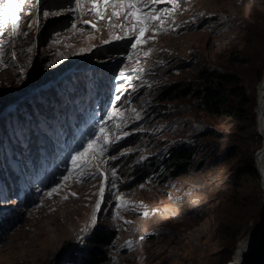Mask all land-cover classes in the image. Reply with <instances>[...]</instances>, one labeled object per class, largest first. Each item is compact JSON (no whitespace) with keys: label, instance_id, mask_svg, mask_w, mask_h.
<instances>
[{"label":"rangeland","instance_id":"obj_1","mask_svg":"<svg viewBox=\"0 0 264 264\" xmlns=\"http://www.w3.org/2000/svg\"><path fill=\"white\" fill-rule=\"evenodd\" d=\"M16 5L15 34L12 10L0 16V101L9 107L0 126V264H52L65 240L84 239L93 229L108 237L107 260L98 264H220L216 193L241 148L218 124V136L202 143L196 159L202 165L166 178L161 160L184 121L175 102L161 103L157 95L203 63L222 64L240 43L239 23L259 20L264 0H140L138 8L159 17L142 35L131 17L125 23L119 0L102 11L103 19L92 0ZM181 61L192 68L183 71ZM64 127L68 144L58 139ZM94 139L74 168L71 158ZM34 144L40 150L28 154ZM8 159L23 177L13 190ZM137 168L147 172L141 180H134ZM129 170L131 176L124 174Z\"/></svg>","mask_w":264,"mask_h":264},{"label":"trees","instance_id":"obj_2","mask_svg":"<svg viewBox=\"0 0 264 264\" xmlns=\"http://www.w3.org/2000/svg\"><path fill=\"white\" fill-rule=\"evenodd\" d=\"M239 24L240 43L228 50L222 64L203 63L191 78L186 75L165 85L157 95L161 103L175 102L176 112L182 115L184 121L179 131L181 137L167 148L161 160L160 169L166 178L182 176L192 167L202 165V160L196 162L202 143L208 137L218 136L214 130L218 124L227 125L230 142L237 143L241 148L234 168L216 193L221 222L220 264L230 261L241 238L239 233L243 231L244 236H247L260 223L264 209L262 179L255 162V153L262 147L263 141L262 135L258 133L256 108L259 83L264 72V15L259 20L247 19ZM179 64L183 71L192 68L190 62L181 61ZM177 66L178 63L175 68ZM43 99L46 104L49 103L46 96ZM7 109L6 102L1 100L0 126H4ZM48 111L45 110L44 114L47 115ZM188 116H194V120H189ZM68 130V127H64V134L67 132V135ZM36 149L40 150L39 144H34L28 154H35ZM9 154L13 158L14 150L11 149ZM10 162L8 159L5 172L11 174L13 190L16 189L18 177L21 180L23 177L11 170ZM125 173L131 176V170ZM135 173L137 176L134 180H141L147 174L144 168H137ZM93 230L84 239L79 238L77 241L70 237L65 240L58 258L52 259V264H57L59 258H64L66 264H98L107 260L108 251L102 246L107 245L108 237L101 229ZM243 264H264V228L259 244L246 253Z\"/></svg>","mask_w":264,"mask_h":264},{"label":"snow or ice","instance_id":"obj_3","mask_svg":"<svg viewBox=\"0 0 264 264\" xmlns=\"http://www.w3.org/2000/svg\"><path fill=\"white\" fill-rule=\"evenodd\" d=\"M23 2V0H22ZM155 2H166V0H155ZM167 2H172L175 3V0H167ZM81 3V0H76V4L79 5ZM93 3V7L94 9H96L95 14L103 19L104 16L102 14V11H106L107 6L109 5H113L115 6L116 4V0H92ZM140 3V0H119V4L120 6L125 9V11L123 12V15L125 17V23L128 22V18L131 17L132 21L134 23V25H138L139 29H140V33L141 35L146 31L147 27L153 22L159 19V17L157 16H152V15H147L145 14L140 8H138V5ZM6 4L7 7L4 8L3 13H0V16H4L9 9L12 10V32L13 34L16 33L17 30V20L19 19V17L17 16L16 12H17V5H16V0H0V5H4ZM103 4L104 5V9L100 10L99 9V5ZM31 11L28 10L25 12V15H31ZM121 13H118L116 11H113V16H118ZM52 15H57V13H52ZM44 17L49 16L48 12H44L43 13ZM6 22V21H4ZM110 25L112 24V20H109ZM160 23H164V21L161 19ZM29 27H31V25H29ZM121 29L123 30L124 25H120ZM3 33L0 32V35H2ZM119 39V37H117ZM137 43H140V37L137 36L136 37ZM136 45L134 44L133 47H135ZM100 132L103 133L104 132V128L101 127L100 128ZM103 143L104 145H107L109 143L108 138L104 137L103 138ZM97 144V140H91L88 142V147L84 149L83 152H77L71 159H72V164L73 167L76 168L78 167V160L83 157L85 155V153H87L90 149H93L94 146ZM101 151H103V148L100 149ZM67 179V177L65 178ZM101 195H103V188H101Z\"/></svg>","mask_w":264,"mask_h":264},{"label":"bare ground","instance_id":"obj_4","mask_svg":"<svg viewBox=\"0 0 264 264\" xmlns=\"http://www.w3.org/2000/svg\"><path fill=\"white\" fill-rule=\"evenodd\" d=\"M264 101V72L261 78V81L259 83L258 88V97H257V115L260 114L261 109L258 107V101ZM260 169L262 171L263 181H264V153H260ZM258 226V225H257ZM253 228L250 233L245 236V238L238 241L237 246L233 252V255L231 256L230 261L227 264H243L244 257L246 255V249H248L251 246V239L254 238L257 235L258 227ZM64 227V226H63ZM32 239V238H31ZM31 241V240H30ZM34 243V242H33ZM48 243V242H47ZM29 244V243H28ZM31 244V243H30ZM259 244V243H258ZM257 244V245H258ZM34 245V244H33ZM256 245V246H257ZM255 248V247H254ZM32 250V249H30ZM252 250V249H251ZM29 251V250H28ZM35 251V250H34ZM31 253V252H30ZM32 254V253H31Z\"/></svg>","mask_w":264,"mask_h":264},{"label":"water","instance_id":"obj_5","mask_svg":"<svg viewBox=\"0 0 264 264\" xmlns=\"http://www.w3.org/2000/svg\"><path fill=\"white\" fill-rule=\"evenodd\" d=\"M258 107H260L261 112L259 115H257V121H258V133L260 135H264V101H258ZM260 153H264V142L262 143V147L260 149H258L255 153V162H256V169L258 171V173L261 176L262 179V183L261 186L264 190V181H263V176H262V171L260 169V164H261V159H260ZM258 230H257V235L251 239V246L246 249V253L248 251H250L251 249H253L254 247H256V245L259 243L260 238H261V233L263 231L264 228V209L263 212L261 214V218H260V223L258 224Z\"/></svg>","mask_w":264,"mask_h":264}]
</instances>
